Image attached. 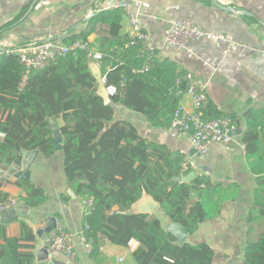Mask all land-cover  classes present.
Returning <instances> with one entry per match:
<instances>
[{
	"label": "trees",
	"instance_id": "obj_1",
	"mask_svg": "<svg viewBox=\"0 0 264 264\" xmlns=\"http://www.w3.org/2000/svg\"><path fill=\"white\" fill-rule=\"evenodd\" d=\"M202 1L211 4V0ZM125 12L123 6L100 10L85 31L63 41L88 39L100 24L107 25L99 43L104 53L99 70L102 77L106 76L107 85L118 88L108 103L99 94L92 60L84 51L67 54L33 71L23 87L19 55L15 50L0 52V134L4 133L0 135V165L19 161L22 150L36 149L45 157L54 155L53 119L62 134L68 183L81 200L92 197L95 202L84 224L89 226L86 235L93 262L104 261L105 239L118 246L136 239L140 243L133 252L137 264H214L215 251L209 244L177 245L158 217L131 209L147 193L159 202V210L166 217L194 234L201 223L216 218L227 201L237 198L239 187L214 183L206 175L190 182L174 180L181 176L184 154L143 137L132 122L117 119L115 105L123 104L143 115L153 127L170 128L181 101L177 91L186 86L185 81H177L186 71L176 62L161 58L159 52L148 63V71H135L144 67L149 54L141 45H128L127 34L122 35ZM202 110L206 118L222 116L210 101ZM244 118L248 129L243 143L251 169L258 176L249 223H258L264 219V168L256 162V149L264 131L259 129V113L249 111ZM16 184L24 191L21 199L27 205L47 201L45 191L31 181L18 180ZM7 197L8 193L0 191V200ZM1 238L0 264H34L33 252L23 250L31 246L5 233ZM244 264H264V232L247 244Z\"/></svg>",
	"mask_w": 264,
	"mask_h": 264
},
{
	"label": "crops",
	"instance_id": "obj_2",
	"mask_svg": "<svg viewBox=\"0 0 264 264\" xmlns=\"http://www.w3.org/2000/svg\"><path fill=\"white\" fill-rule=\"evenodd\" d=\"M37 1L0 0L1 52H16L18 48L33 41L52 40L61 44L66 37L85 31L88 22L98 11L111 8V0H51L49 6L36 9L34 5ZM134 1L131 0L125 8L122 35L129 31L130 13L137 11ZM139 1L142 2V27L153 43H161L167 22L177 18L196 23L206 30L228 33L245 44V47L229 55H224L214 40L192 41V56L186 51L173 48L159 51L161 58L172 60L182 70L192 72L197 83L205 86L207 100L204 108L210 101L219 113L234 116L236 122L240 121L241 133L234 134L235 141L230 148L213 143L205 157L197 154L191 156L193 146L190 139L177 129L171 126L167 129L153 127L143 115L129 110L123 104L115 105L117 119L132 122L143 137L165 143L175 151H186L198 163V175H206L214 183L235 184L239 187L237 198L227 201L216 218L201 223L194 234L188 235L186 242L209 244L215 251L214 264H244L247 244L264 232V219L258 223H249L258 176L251 169L243 143V136L248 129L244 118L247 112L255 111L262 116L259 129L264 131V0H218L222 5L233 8L234 12L214 6L212 0L211 4L202 0ZM106 30L107 25L100 24L96 32L88 37L98 49ZM96 66L100 67L92 61L93 73L92 67ZM181 100L188 107L191 106L187 96H181ZM58 124L56 126L59 129ZM35 150H23L19 161H15L19 165L25 160L31 162L25 180L14 176L3 180L0 176V191L17 198V204L13 207L17 212L16 219L7 217V220H3L6 210L0 212V243L4 241L1 238L3 233L8 237H18L23 244L31 246L23 250L33 252V263L42 264L49 258V232L60 227L74 235L77 257L70 261L63 255H57L53 258L55 264H96L80 241V233L85 224V208L81 198L68 183L62 150L57 149L51 157H45ZM256 157L257 164L264 168L262 133L258 139ZM10 166L0 165L4 172L2 175L7 174ZM18 180H29L42 188L48 195L47 201L38 206L27 205L21 199L25 193L17 186ZM70 190L76 197L72 196ZM66 195L70 198L67 199ZM159 209L153 215L169 231L173 222ZM131 240L130 244L136 250L140 243L136 239ZM136 242L138 245L135 246ZM129 246L113 245L105 239L102 245L104 261L100 264H137L133 258L134 250L131 251Z\"/></svg>",
	"mask_w": 264,
	"mask_h": 264
},
{
	"label": "built area",
	"instance_id": "obj_3",
	"mask_svg": "<svg viewBox=\"0 0 264 264\" xmlns=\"http://www.w3.org/2000/svg\"><path fill=\"white\" fill-rule=\"evenodd\" d=\"M50 3L51 0H38L34 7L36 9H41L49 6ZM141 4L142 2L139 0L133 2L137 11L130 13V28L127 33L128 45H141V47L148 52L149 56L144 67L135 71H148V63L151 61L152 57L162 49L173 48L183 50L186 51L189 56H192L193 49L191 47V42L196 40L216 41L219 49L224 55L237 52L242 47H245V44L236 40L228 33L206 30L196 23L177 18L170 19L167 22L161 43H153L150 40L148 32L142 27L140 18ZM128 6L129 4L124 1L123 7L126 8ZM78 51L86 52L90 60L97 62L99 66L104 58V53L89 39H76L66 44L63 42L57 44L52 40L42 42L33 41L18 48L16 53L19 55L22 66L21 87L25 86L33 71L44 69L60 58H64L67 54H75ZM101 81L106 86L110 95L117 93L118 88L116 86L106 84V76H103ZM177 81L186 82L185 88L179 89L177 94L179 96H187L191 106L188 107L182 100L179 102L174 111L171 127L177 129L181 134L190 139L199 157H205L209 151L210 145L213 143L222 144L227 148L233 146L235 141L234 132L237 128L236 120L227 114L217 118H206L204 116L202 108L207 100L206 88L204 85L197 83L192 72L186 71ZM124 82L125 79L123 78L122 83ZM0 135L4 136V133ZM182 153L184 154V160L182 162L181 176H185L188 172H197L199 167L198 163L192 159L186 151ZM81 201L85 208V216H88L94 208V199L92 197L83 198ZM16 204L17 198L14 196H9L4 200H0V212L13 208ZM88 229V225L82 229L80 241L85 252L90 254L92 245L87 239L86 232ZM131 242L132 240L129 242V248L133 251L135 247L130 244ZM136 245H138V242H136L135 246ZM47 251L49 258L42 264H55L53 258L57 255H63L70 261L75 260L77 257V250L74 243V235L64 228L56 227L51 229L47 238ZM122 259L123 258H121L120 261H122ZM168 260L172 261L169 258Z\"/></svg>",
	"mask_w": 264,
	"mask_h": 264
},
{
	"label": "water",
	"instance_id": "obj_4",
	"mask_svg": "<svg viewBox=\"0 0 264 264\" xmlns=\"http://www.w3.org/2000/svg\"><path fill=\"white\" fill-rule=\"evenodd\" d=\"M124 1H126L128 4L131 3V0H111L109 5L110 7H122ZM212 3L214 6H217L219 8H222L225 11L228 12H234L233 8H230L228 6L222 5L218 0H212ZM93 14V13H92ZM94 70V74L98 79L99 82V94L103 96L105 101L108 103L110 101V94L108 93L106 86L102 83V76L100 74L99 68L92 67ZM52 127L54 128V137H55V143H56V149H61V143H62V134L60 133V130L57 128L56 123L53 119H51ZM241 124L240 121H237V128L234 132L240 134L241 133ZM23 151V150H22ZM38 152V150H35ZM191 156L196 154V150L193 148V150L190 152ZM23 165V166H22ZM17 164L16 162H13L10 166V168L7 170V174H3V170L0 168V176L3 180H7L10 178V176H14L16 178H20L22 180H25V178L28 176L29 168L31 166L30 161H23V164ZM198 176L196 171H192L188 173L185 176H179L175 178L174 180L179 182H190L194 179H196ZM72 193V196H75V193L72 192V190L69 191ZM160 208V204L158 201H156L151 195L144 193L143 196L137 200L131 207L132 211L134 213H140V214H147V215H153L156 213V211ZM7 217H14V219L17 218V212L15 208L7 209L6 212L3 215V220H7ZM169 231L174 235L175 237V243L177 245H183L186 242V239L189 235L186 228L178 223H172L169 227Z\"/></svg>",
	"mask_w": 264,
	"mask_h": 264
}]
</instances>
